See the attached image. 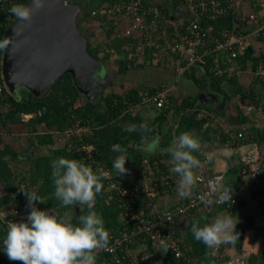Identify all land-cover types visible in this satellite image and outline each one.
I'll use <instances>...</instances> for the list:
<instances>
[{
    "label": "trees",
    "instance_id": "trees-1",
    "mask_svg": "<svg viewBox=\"0 0 264 264\" xmlns=\"http://www.w3.org/2000/svg\"><path fill=\"white\" fill-rule=\"evenodd\" d=\"M27 1L28 0L0 1V41H3L6 27L16 18L9 11L11 6L13 4L25 5ZM116 1L118 0L103 2L100 6L92 8V11L90 12L89 9L86 8V0H80L83 6V13L78 20L77 25L81 29L83 26L84 28H87L86 25L91 23L90 19H88L89 16L90 18L93 16L97 21L100 19H107L106 22L103 23V26L106 29V38L104 41H98L96 45L93 46L89 41L87 49L103 64L107 63V60L112 57L111 48L115 49L120 54L122 53L120 56L114 57V60L117 64L116 72L124 75L129 67L136 64L135 61H133L132 56H128V53L136 52V46L141 43V39L138 36L133 37L131 35L128 36L125 33L119 34L113 32L116 24L125 20V17L121 12L112 15V13L107 11V8ZM143 1H146L149 4L151 3L147 0ZM172 1H174V8L176 7V9H173L175 12H171V16L172 19L177 21L180 18L178 16L176 17L177 12H179L180 15H183V13H186L187 9L184 0ZM239 2L238 11L240 10V6H246L244 2L248 3L249 6L252 5V0H240ZM258 6L259 4H254V10L259 9ZM163 8L167 11L166 7ZM242 8L244 9L247 7ZM234 10L237 9H235V7H230L228 13L223 16L230 20L232 19V26H227L226 29L232 30L235 33L248 32V28H244V21L242 19H240L241 27L237 30L236 25L233 23ZM206 15L207 16L203 17L209 19L210 25L208 24V26H212L209 29L212 34H214L217 29L225 26L221 23L219 24L218 21L216 22V19L223 17L211 18L208 14ZM185 16L186 15H183V17L181 16L182 19L188 20V16ZM258 37L264 38V35H259ZM2 51L3 49H0V73L2 72ZM144 54L145 56L143 60H139V62L136 61L139 66H143L150 62L155 64L159 63V57L153 54L151 50L147 49L146 46L144 47ZM170 58H172L173 76L191 80V83H194V85L199 88L198 92H200L205 86H208V89L225 96L227 102L230 101V104H232V99L237 93L242 95L246 93V96L251 93L250 87H243L240 85L237 80L238 76L235 72L237 70L244 71L249 69L253 72V76L256 77L258 76V66L264 65V54L256 56L248 39L246 40V45L235 58H227L220 52H215L210 55L205 54L199 67V73L191 67L189 69H184L181 72H177L175 68L177 65V58L179 59V62L183 63L184 57L180 56L178 53H172ZM214 60L218 61L219 66L223 71L221 70L218 72L213 69ZM174 82L175 81L172 80V85L170 84V81L163 83L158 82L157 84L152 85L139 83L122 92L112 88L106 93L102 92L95 100H91L77 88L68 72L58 76L49 87L39 93H33L26 88H21L20 92L16 93L10 91L5 86L3 94L0 97V205L6 207L11 206L12 202L17 199L21 206V211H29L30 208L27 205V199L20 190V187H24L27 190L36 192L41 198L47 200L46 203L36 202L37 208L45 210L46 207H51L54 208L56 213L60 211L65 213L68 211V208H72L62 207L60 201L54 197L55 188L51 177L52 170L50 165L52 160L61 156L79 160L90 166L97 173L99 172L95 169L96 166L103 165V167L110 170L112 180L117 184L124 185L128 188L131 185H147L150 187L154 185V181L158 178L166 180L170 177V182H172V179L177 178L178 176L173 173L172 176L174 177L172 178L170 176V164L169 161L167 162V158L170 155L167 152V148L175 136H178L184 131L192 132L197 136L201 141V148L199 152L193 154L196 155L200 161L203 159L204 151L210 147L209 144L213 143L215 145L223 143L229 137L228 132L226 134L221 127H214L211 124L215 119V114L218 113L217 110L215 111L216 113L214 111H212L214 113H211L210 106L199 98L198 93H185L179 101L174 94ZM163 86L170 87V94L164 106L157 107L156 105L142 100L145 91L152 93L161 89ZM228 87L231 88V90H228ZM254 90L255 88H251V95H253ZM259 90H261V88ZM82 98L84 101L77 104V101ZM99 100L103 102V105L109 110V112L115 111L118 114L126 112V115L131 117L137 116L139 118L138 114L142 107L153 106L152 108L156 110L152 120L147 123V125L152 130L151 132L156 131L159 134V138L156 137L159 141L158 153L144 151L140 147H136L134 143L138 137L133 135L117 134L115 136L116 143H119L126 149L130 160L127 167L128 171L122 177L117 176L111 168L112 165L108 162L109 157L104 159V150L100 144V136L95 129H93V133L85 135L82 139L79 138V136L66 135L64 132L65 129L73 125L76 121H79L81 124H90L93 127V112L95 111L94 108L96 107V102ZM236 101L237 100L235 99L234 103H237ZM253 101L255 102V99H253ZM130 103L133 104V106H136V112L133 113L129 107L126 108V105H129ZM235 106L237 109V112L235 113L237 118L248 119L246 113L242 112V105L237 104ZM28 113H30L31 116L27 119L24 118V115ZM95 115L98 116L96 113ZM167 117L172 118V124L169 123L168 126H164ZM13 126H17V133H24L27 139L26 145L21 149L18 148V145L6 141L2 135L3 133H13ZM251 127L253 132L250 131L246 135H243L241 137L243 142L251 141V139H249L250 134L255 133L258 135L259 133H264V131H261L263 128H256L255 126ZM64 134L67 136L66 141L62 144L58 143V145H56V141L60 140L61 136ZM256 140L258 145L263 141L262 138ZM83 142L92 145V158L87 157L86 152L82 149L81 145ZM30 147L33 148L32 156L21 157L20 154L28 150ZM22 161H24V163H21ZM237 163L239 164V168L245 165V163L240 160ZM152 169L153 171H151ZM214 173L209 172L205 177L211 176ZM149 176H151V179ZM102 184L103 189L96 196L94 210L102 216L104 226L111 235L109 240H111L120 235L124 228L125 231H129L133 227L135 219L130 218L132 210L131 208H128L129 201L121 199L116 193V190L109 187L107 179H103ZM165 185L169 187L171 186L168 183H165ZM238 185L239 184L235 182L231 188L232 195L234 194L233 196H236V201L227 207V209L231 211L230 213L233 217L238 218L239 222L236 225V231L239 233L240 230H244L249 226L255 213L251 205H247L248 199L240 191ZM162 186H164V183ZM243 186L251 191V196L256 201L261 197L262 192L255 186H251L248 183H244ZM154 189L156 190L157 188L155 187ZM196 192L197 189L193 194ZM155 195L156 193L150 197L154 198ZM147 198H149L147 195L140 193L135 196V202L133 204L138 208V211L141 210V212L139 211L140 215L144 217L152 216V214L144 212L147 211L148 208ZM187 199L188 198H185L181 201ZM38 203L43 207L39 206ZM222 206L224 208V205ZM199 207H195L189 212L194 213L195 210L200 209ZM88 211L89 209L86 206H84L78 214L73 209V214H70L72 218L71 222L77 224L78 217L80 215H86ZM56 216L59 218L61 214L58 213ZM175 217L173 216L171 220L167 221L162 230L163 232H169L174 237L180 239V234L176 225L173 224L172 228V222ZM24 220H26V218ZM5 236L6 230H4L2 220L0 219V264H18L19 261H10L2 253V241ZM135 240V242H130L128 244L129 247L134 249L135 243L143 242L145 244L143 251L148 254V259L152 261L153 264H158L157 252L153 245L154 241L144 233L138 234ZM236 243L238 244V239L236 240ZM123 247L124 243L120 245L117 254L120 253ZM188 251L193 253L191 248H189ZM169 254L177 261L189 264L183 259L175 257L170 251ZM262 254L264 258V247L262 249ZM101 259L104 264H113L112 254L109 252L97 253L96 262ZM248 259L250 264H257V256L255 253H250ZM198 262L196 264H199Z\"/></svg>",
    "mask_w": 264,
    "mask_h": 264
},
{
    "label": "built area",
    "instance_id": "built-area-1",
    "mask_svg": "<svg viewBox=\"0 0 264 264\" xmlns=\"http://www.w3.org/2000/svg\"><path fill=\"white\" fill-rule=\"evenodd\" d=\"M5 1V0H0ZM240 0H184L186 6V15L188 20H183V15L177 21L172 19L171 12L160 5L149 4L143 0H121L113 2L107 11L115 15L121 12L125 17L127 26L125 34L128 36H138L141 43L138 44V53L144 54V47L151 50L157 57L165 56L171 57L172 53H178L184 57V62L176 61V71L181 72L190 67L194 70L199 69L203 56L210 55L215 52H220L227 58H235L242 48L246 45V40L249 35L259 36L264 35V0H252V5L244 2L246 6L238 5ZM254 4H259V9L254 10ZM165 7V6H164ZM230 7H235L234 11L240 14V19L244 21V25L248 28L246 33H235L232 30L226 29L223 26L212 34L208 26L209 19L204 18L208 14L211 18H218L225 16ZM247 7V8H242ZM182 16V17H181ZM207 26V27H206ZM144 39V41H143ZM113 52V50L111 49ZM213 69L216 71H223L220 68L217 60H214ZM240 70L235 73L238 74ZM264 73L263 70L259 71ZM6 86L4 76L0 73V97L3 94ZM168 86H163L155 92H144L142 100L156 105L157 107L164 106L170 94ZM133 108V104L126 105V108ZM127 110V109H126ZM40 113V112H38ZM126 113V112H124ZM31 116L30 113L25 114L24 118ZM264 121V120H263ZM66 135L79 136L83 138L85 135L93 133V127L90 124L80 123L76 121L73 125L64 130ZM244 135L242 131L236 132V137L241 138ZM258 144V143H257ZM82 149L86 152V156L92 158L93 148L91 144L82 143ZM242 155H239V160L245 163L239 171L237 179L233 183H227L225 173L217 171L211 176L205 177L197 175L198 188L197 192L185 201L178 202L172 206L159 209L155 211L152 216L144 217L140 215L138 208L134 206L135 196L143 193L147 196L154 194V190L147 185H131L129 188L117 184L111 179L110 170L106 167L96 166V170L100 172H107L110 178H107L109 187L114 188L118 196L124 201H129L128 208L132 210L130 218H134V225L129 231L122 230L120 235L109 240L108 246L105 249H100L96 252H109L112 254L113 264H150L148 254H141L133 248L129 247L130 242H134L135 238L140 233L146 234L151 240L156 241L165 239L168 243V251L175 257L183 259L189 264H196L198 262L197 255H193L188 251L187 246L182 245L180 239L174 237L169 232H163L164 224L171 220L172 217L188 213L195 207L207 206L210 203L207 201H217V186L221 189H231L233 184L237 182L240 189L244 188V183L255 186L259 189L262 199H264V144L254 145L253 147H245L242 149ZM163 183H166L162 180ZM234 195V194H233ZM228 203H219L224 207H229L236 201V196H233ZM218 203V202H216ZM248 205V203H247ZM28 212L21 211V206L17 199H15L11 206L0 205V219L3 223L4 230H7L8 221L19 222L27 218ZM129 218V217H128ZM111 237V235H110ZM113 237V236H112ZM124 243V247L117 254L120 245ZM214 256L225 255L226 264H250L249 253L244 250L228 254L224 248L218 247L213 251ZM20 264V262L18 263Z\"/></svg>",
    "mask_w": 264,
    "mask_h": 264
},
{
    "label": "clouds",
    "instance_id": "clouds-1",
    "mask_svg": "<svg viewBox=\"0 0 264 264\" xmlns=\"http://www.w3.org/2000/svg\"><path fill=\"white\" fill-rule=\"evenodd\" d=\"M43 6L44 0H32V4L27 6L13 4L9 11L17 20L31 21L33 11ZM9 43L7 38L0 41V49H7ZM124 131H139L146 151L154 152L159 147V141L154 136H148L152 130L146 123L129 124L124 127ZM200 148V139L189 131L175 136L167 148L170 155L169 170L179 177L176 191L180 198H191L197 186L195 170L201 167V161L193 153L199 152ZM109 150L117 153L112 157L111 168L117 176H124L128 171L125 167L128 159L126 149L119 143H113ZM50 167L54 197L61 206L73 208L78 205L81 209L86 206L88 213L80 215L78 223L73 224L68 213L58 218L48 210L37 208L36 202L46 203L47 200L36 192L20 187L30 211L26 220L8 221L2 251L10 261H19L20 264H96V252L108 246L110 234L102 216L94 208L96 196L103 189L102 180L110 178V174L97 173L85 163L63 156L52 160ZM217 192L216 202L231 201V189H221L218 185ZM238 222V218L231 214L220 215L203 226H200L199 221L194 222L190 231L196 241L214 251L221 245L235 244L239 237L236 231Z\"/></svg>",
    "mask_w": 264,
    "mask_h": 264
},
{
    "label": "crops",
    "instance_id": "crops-1",
    "mask_svg": "<svg viewBox=\"0 0 264 264\" xmlns=\"http://www.w3.org/2000/svg\"><path fill=\"white\" fill-rule=\"evenodd\" d=\"M73 1L80 2V0H73ZM106 1H109V0H86L87 2L86 8L92 9L94 7L100 6L101 3L106 2ZM147 1L155 5H160L162 7L165 6L171 12L173 9H176V7L174 8V1L172 0H147ZM177 16L180 17L179 12H177L176 17ZM217 21L219 22V24L221 23L225 25L226 27L232 26L231 25L232 19L230 20L229 18L223 17V18L216 19V22ZM244 28H246L245 25H244ZM248 41L251 43L252 50L256 56L264 54V38H259L258 36L249 35ZM144 56L145 54H142L140 56V60H143ZM259 66L257 69V73H258V76H256L257 78L253 76V72L249 69L244 70V71L240 70L237 74L238 76L237 80L240 83V85H242L243 87H250L251 93H252L251 88H255L253 95L249 93V95L246 96V93H245L244 94L245 96H244L240 93H237L232 99V104H230V101L227 102L225 96H222L210 90L213 93H215L214 95L215 97L213 99L210 98L207 100L202 99L210 106L211 111L217 110L218 112L217 116H219L221 119V120H218V117L215 116V119L218 122L215 120V124L213 126L217 124V126L221 127L224 130V133L227 134L228 132L229 137L223 143H218L215 145L213 143L209 144L210 147L204 151L203 159L201 160V167L195 170L197 175L206 176V174H208L209 172L214 173L216 171H223L226 176L225 177L226 182L233 183L237 179L239 175V171L241 169V167L239 168V164L237 162L239 161V155H242L243 153L242 149H244L245 147L252 148L253 144L258 145L257 144L258 142L256 139H260V138H262L263 140L260 146L264 144V133H259V134L257 133L258 135H256L255 133L250 134L249 136V139H251L250 142H243L241 138L236 137L237 131H242L244 135H246L250 131L253 132V130L251 129L252 128L251 126L264 129V121H263L264 120V73L259 72L260 70L264 71V65L263 66L261 65L260 67ZM195 70H197V68ZM254 77H255V80H254ZM172 80L175 81L174 84L177 83V87H180V84L186 85L185 79L183 78H174V76H172ZM260 88L261 90H259ZM191 91H192L191 93H194V94L200 93L198 92L199 88L195 85H194L193 90ZM235 99L237 100L236 101L237 103H234ZM253 99H255L256 104L253 101ZM237 104L242 105V110H243L242 112L246 113V115L248 116V119L237 118L235 114L237 112L235 105ZM152 107L151 106L144 107V108L142 107L141 111L144 110L146 112H149L151 111ZM155 111L156 110L154 109V113H151L150 116H148L147 114V117H146V113H145V116L139 115V120L146 124L149 123L152 120L154 114L156 113ZM167 119H169V123L172 124V118L167 117ZM164 126H166L165 123H164ZM263 129H261V131H264ZM150 133H153V132H150ZM128 135H133V136L136 135L135 137H138V139L141 138V133L139 131L132 132L131 134H128ZM157 137L159 138L158 133H157ZM141 149L146 151L144 147ZM160 150H163V149H160ZM156 152L158 153V148L153 153H156ZM115 155H117V153L113 155H105V152H104V159L109 157V160H110ZM209 156H211V159H208ZM232 156L233 157L237 156V158L232 159L231 158ZM169 160H170V156L167 158V162ZM151 171H153V169ZM143 172H144V169H143ZM170 176L172 178L174 177L172 176V173ZM149 177L151 179V176ZM161 179L162 178H158L156 181H154V185L152 186L149 185L155 191L154 194L156 193V195L154 198L150 196H148L149 198H147L148 208H147V211H144L147 214L149 213L153 214L155 211L159 209L166 208L167 206H170V205H174L175 203H178L179 201L185 199V198H180L177 195L176 182L179 179V177L173 178L172 182H170V177L167 178L166 181H164L170 184L171 185L170 187L166 186L165 183H164V186H162L163 181ZM155 187L157 188L156 190L154 189ZM197 188H198V183L195 189L193 190V193L194 191H196ZM240 191L248 199V204L251 205L255 213V216L253 217L252 221L249 223V226H247L244 229L241 242L239 241V237H238V244L235 242V244H224L219 247L224 248V250L228 254L238 252L239 250L241 251L244 250L249 254L253 252L257 256V264H264V258L262 254V249L264 247V212H263L264 211V199L259 198L256 201L254 198H252L251 191L249 189L244 191V188H242L240 189ZM38 204L39 206H41L40 203ZM199 208L200 209L195 210L194 213L188 212L185 214H181L180 217H175L174 221L172 222V228H173V224L176 225L179 231V234H180L179 237H180L181 244L187 246L188 249L191 248L193 250V253L192 252L190 253L193 255H197L199 264H226L225 255L214 256L213 250L206 249L203 244H201L200 242L194 239L190 231V227L196 221H199L200 226H203L205 223L212 222L213 219L217 216L231 214L230 213L231 211H229L225 207L223 208L222 204L220 205L219 203H216L215 201H212V203H210L207 206H200ZM73 209L74 211H76L77 214L82 210L77 205V206H73V208H68V211H66L65 213H68L69 215L73 214ZM45 210H48L50 214H53V215L60 213L61 216L59 218H62L65 214L62 211L56 213L54 211V208H51V207H46ZM139 211L141 212V210ZM153 245H155V243H153ZM144 246L145 244L143 242H137L134 245V250L138 251L141 254H146L143 251ZM2 253L4 254V256L7 257L6 253L4 252ZM148 261L150 264L151 263L153 264V262L150 261L149 259ZM96 264H104V262L101 259L98 262H96ZM163 264H184V263H181L177 261L176 259L172 258L168 251L163 261Z\"/></svg>",
    "mask_w": 264,
    "mask_h": 264
},
{
    "label": "water",
    "instance_id": "water-1",
    "mask_svg": "<svg viewBox=\"0 0 264 264\" xmlns=\"http://www.w3.org/2000/svg\"><path fill=\"white\" fill-rule=\"evenodd\" d=\"M32 0L26 2L31 5ZM83 6L73 0H44V6L34 10L31 21L15 18L5 29L3 40L9 45L2 51V72L8 89L20 92L21 88L39 93L51 85L61 74L70 73L77 88L86 96L98 95L106 86V76L100 60L87 49L85 38L80 34L77 22ZM233 23L240 29V14L233 11ZM215 93L205 86L199 97L203 100L213 98ZM148 136L155 138L157 133ZM143 148L141 138L134 143ZM33 148L22 152L20 156H32ZM31 154V155H30ZM128 155V152H127ZM130 162L129 158L125 165ZM112 165L113 161L110 159ZM176 217H180L177 215ZM244 230L239 231L242 241ZM158 264L168 253L165 239L154 241Z\"/></svg>",
    "mask_w": 264,
    "mask_h": 264
},
{
    "label": "rangeland",
    "instance_id": "rangeland-1",
    "mask_svg": "<svg viewBox=\"0 0 264 264\" xmlns=\"http://www.w3.org/2000/svg\"><path fill=\"white\" fill-rule=\"evenodd\" d=\"M89 11L91 12L92 9H89ZM88 19H90L91 23L86 25L87 28H84L83 26L81 30L86 36H88V38L90 39V43L93 46V45H96L98 41H104V39L106 38V29L103 26V23H105L107 19H104V20L100 19L97 21L96 19H94L93 16L91 18L89 16ZM126 26H127V22L123 20V22L116 24V27H114L113 32L123 34L125 33ZM137 46H136V52L128 53V56H132L133 61H135L136 64H133L132 67H129V69L127 70L126 73H124V75L118 74L116 72L117 64H116V61L114 60V57L120 56L122 53L120 54L118 51L111 48L113 50L112 57H110V59L107 60V63H104L105 65L103 64L104 65L103 69L105 71L104 74L106 75V77L111 78L113 85L110 87L107 85H106L107 87L103 86L102 87L104 88L103 93L110 91L112 88L116 89L119 92H122L124 90H127L129 87L136 86L139 83L152 85V84H157L158 82L163 83V82L170 81V84H172L171 82L172 76H173L172 58H170L169 56L168 57L161 56L159 54L160 57L158 58L159 59L158 64L150 62V63H146L143 66H139L137 62H139L141 55L140 53H138ZM135 53H136V56H135ZM195 71L197 73L200 72L198 69ZM174 78H177V77L174 76ZM191 82H192L191 80L185 79L186 85L180 84V87H177V83L174 84V94L177 96L179 101L181 100V97L184 96L185 93L192 92L191 90H193L194 88V83H191ZM228 90H231V89L228 87ZM90 96H93V95L90 94ZM83 101L84 100L82 98L81 100L77 101V104ZM135 109H136V106H133V108L130 110L131 112L133 111L134 113L136 112ZM94 110L95 111L93 112V129H95L100 136L99 138L101 142L100 144L105 152V155L115 154L114 152H111L109 148H110V145H112L113 143H116L115 136L117 134L127 135V134L132 133V132L124 131V126L129 125V124L139 125L143 123L142 121L139 120L137 116L131 117V116H127L126 113L118 114L115 111L109 112V110L105 108L101 100L96 102V107L94 108ZM214 112L211 111V113H214ZM95 113L98 114V116H96ZM145 113H146V117H147V114L148 116H150L151 113H154V109L151 108V111L149 112H146L144 110L139 111L138 116L139 115L145 116ZM217 115L218 114L216 113L215 116L218 117V120H221L220 117ZM215 120L216 119L212 121L211 123L212 125L215 124ZM164 123L167 126L169 124V119H167ZM216 126L217 124L214 127ZM12 130H13V133H3L2 134L4 139L10 143L18 145V148L20 149L23 148L26 145V140H27L25 137V134L17 133V126H13ZM66 138L67 136L65 134L62 135L61 139L56 141L57 143L56 145H58V143L59 144L64 143L66 141ZM231 158L235 159L237 158V156L236 157L232 156ZM21 163H24V161H22Z\"/></svg>",
    "mask_w": 264,
    "mask_h": 264
},
{
    "label": "flooded vegetation",
    "instance_id": "flooded-vegetation-1",
    "mask_svg": "<svg viewBox=\"0 0 264 264\" xmlns=\"http://www.w3.org/2000/svg\"><path fill=\"white\" fill-rule=\"evenodd\" d=\"M78 28H79L80 34L85 38L86 43L88 44V42L90 41V39L88 38V36H86V35L82 32V30H81L80 27H78ZM101 65L104 66L102 62H101ZM105 76H106V75H105ZM105 84H106L107 86H109V87L113 85L110 77H108V78L106 77ZM107 86H106V87H107ZM103 90H104V88L102 89L101 93L103 92ZM101 93H100V94H101ZM100 94H98V95H100ZM91 95H93V96H88V98H90L91 100H95V99H97L96 97H97L98 95H94V94H91ZM199 95H200V93H199ZM214 97H215V96H214ZM214 97H213V98H214ZM199 98H200V97H199ZM213 98H212V99H213ZM200 99H201V98H200ZM111 160H112V158H111ZM125 167L127 168L128 165H125Z\"/></svg>",
    "mask_w": 264,
    "mask_h": 264
}]
</instances>
